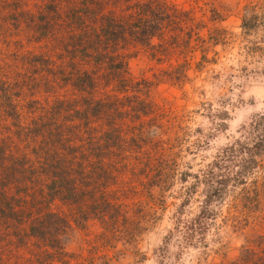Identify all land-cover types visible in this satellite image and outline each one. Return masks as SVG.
<instances>
[{
  "label": "trees",
  "instance_id": "16d2710c",
  "mask_svg": "<svg viewBox=\"0 0 264 264\" xmlns=\"http://www.w3.org/2000/svg\"><path fill=\"white\" fill-rule=\"evenodd\" d=\"M5 8L8 16L22 14L18 1ZM243 12L244 33H264V2ZM210 13L213 18L215 12ZM73 17L64 31L57 30L60 37L49 26L53 31L44 47L19 53L22 45L15 42L11 54L10 27L4 28L9 21L0 19V47L6 51L0 50V264H98L104 248L139 243L145 226L156 224L165 209L171 183L187 182L174 152L179 138L170 136L176 117L150 99L152 82L127 77L123 51L139 47L157 61L173 50L187 51L199 24L188 12L158 0H87ZM10 56L29 68L24 76L7 63ZM184 66H172L165 73L168 81H179ZM12 70L15 86L4 81ZM31 70L46 76L33 78ZM13 88L23 94L21 104ZM253 129L264 132V123H254ZM234 159L242 172L228 174L233 189L211 168L203 175L211 197L206 195L199 216L187 227L193 235L206 230L207 220L219 218L210 209L214 197L228 207L226 222L258 213L264 222V184L245 182L248 162L264 171V136H256L251 146L230 147L218 161ZM194 179L198 183L199 177ZM193 193L184 188L182 200ZM80 232L92 245L86 260L68 251ZM232 264H264V235L243 246Z\"/></svg>",
  "mask_w": 264,
  "mask_h": 264
},
{
  "label": "rangeland",
  "instance_id": "374dc122",
  "mask_svg": "<svg viewBox=\"0 0 264 264\" xmlns=\"http://www.w3.org/2000/svg\"><path fill=\"white\" fill-rule=\"evenodd\" d=\"M16 1L23 7L22 14L16 12L8 16L7 3L12 6ZM86 1L0 0V19L7 17L9 21L4 26L5 29L10 27L9 54L14 52L15 42L22 45L19 53L44 47L53 31L50 25L56 30L54 34L60 37L62 32L58 33L57 30L64 31V26L68 25L69 20H74L75 11ZM158 1L179 12H188L199 24L193 32V41L187 51L173 50L168 55L157 56L158 61L149 58V51L128 46L123 51L127 56L126 73L133 81L145 78L152 82L150 99L170 113L171 118L176 117L170 136L177 140L179 138L174 152L179 163L178 172L186 175L187 182L175 180L171 183L163 199L165 209L156 215L159 217L156 224L153 222L145 226L139 243L134 247L124 246L123 242L114 243L98 253L97 263L232 264L243 246L254 245L257 237L264 235L261 213L235 224L233 221L226 222L223 218L229 215L228 207L214 197L210 199V209L219 216L217 221L207 220L209 226L206 230L194 235L187 227L199 216L206 195L211 197L210 181L203 178L207 169L211 168L215 178L225 180L224 186L233 189L234 183L228 174H234L239 169L242 172L240 161L219 162V158L230 147L251 146L256 142V136H264L263 131L253 129L254 123H264V33H244L241 28L244 8L264 0ZM45 3L57 8V13L47 8ZM35 7L40 9L37 11ZM210 11L215 12L214 19ZM14 28H18V34H13ZM169 35L166 34V40ZM196 38L203 43L194 41ZM153 44H156L155 40ZM3 48L0 47L1 52L6 53ZM7 63L13 65L21 76L29 70L22 61L15 63L11 56L7 58ZM3 64L0 61V66ZM178 64L185 65L183 77L172 83L165 73ZM8 70L1 69L5 72ZM12 73L10 79L4 81L15 86V70ZM30 75L38 79L41 75L46 76V73L35 75L31 70ZM13 91V98L21 104L23 94L16 88ZM177 128L182 130L174 135ZM245 165L250 167L249 176L245 175L247 185L258 181L264 184V171L249 162ZM194 177H199L198 183ZM211 186L219 185L213 183ZM184 188L195 192L188 201L182 200ZM190 235L193 236L187 239ZM84 239L80 232L69 243L68 251L86 260L91 256L89 251L92 245Z\"/></svg>",
  "mask_w": 264,
  "mask_h": 264
}]
</instances>
